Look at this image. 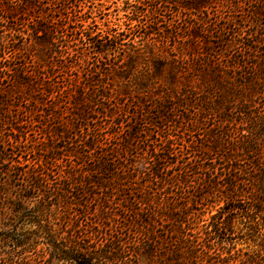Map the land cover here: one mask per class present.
Instances as JSON below:
<instances>
[{
	"label": "trees",
	"instance_id": "1",
	"mask_svg": "<svg viewBox=\"0 0 264 264\" xmlns=\"http://www.w3.org/2000/svg\"><path fill=\"white\" fill-rule=\"evenodd\" d=\"M220 1L160 0L221 18ZM54 2L0 0V163L25 182L14 197L0 184V264H264V34L216 47L209 29L175 35V20L160 30L154 18L129 38L130 28L58 26ZM113 51L121 60L102 68ZM55 58L94 74L67 88L57 123L94 134L65 169L26 155L38 153L26 135Z\"/></svg>",
	"mask_w": 264,
	"mask_h": 264
},
{
	"label": "rangeland",
	"instance_id": "2",
	"mask_svg": "<svg viewBox=\"0 0 264 264\" xmlns=\"http://www.w3.org/2000/svg\"><path fill=\"white\" fill-rule=\"evenodd\" d=\"M257 1L259 0H221L218 10L221 11L220 15L222 16L219 18V14L215 9H209V14H204L202 17L183 14V12L177 13L176 6L173 7L174 9L170 8L169 5L166 8L161 4L160 0H55L53 19L54 23L58 26H67L69 20L70 22H72V20H80L84 28L90 25V32H98V30L106 31L108 28H115L116 30L127 32L126 29L130 28L131 32L128 33L129 38L133 37L136 25L140 24V26H143L146 23L149 24L155 18L160 30H167L171 21L175 20L177 22L174 30L175 35L179 30L185 34L188 33L187 28L190 26L200 31L209 29L211 35L207 36V38L211 42H214V46L218 47V42L229 41L233 35L239 32L247 34L246 32L248 31L249 33L254 32L263 36L264 1L262 5L256 6ZM132 5H135L139 9L136 14L132 13ZM235 5H239L240 8L238 11L233 12L232 7ZM254 10H256V12L258 11V14H253L252 12ZM70 12H72V14H70ZM147 12H150L151 16H146L145 14ZM151 12L154 13L152 14ZM232 13L236 26L226 20ZM128 19H132V21ZM154 28L157 29V27ZM71 31L72 30L68 29L67 34L70 35ZM64 33H66V31H64ZM75 36L79 38L81 35L77 31V35L75 34ZM89 38L92 39L93 37L90 36ZM129 38L124 40L122 44L127 43ZM91 39L89 41L83 39L79 42L78 49H80L79 51L82 49L90 61L96 63V56L90 45L92 42ZM96 39L98 40V38ZM157 40H163L165 43L163 38H158ZM171 42L169 41L168 44H173ZM71 60L72 59L62 61V66L71 64ZM118 60H121V56H119L118 52H110L106 60H103V65L101 67L104 68L107 65L116 63ZM57 62V58H55L54 65H58L57 70L49 71L48 68H46V73L50 76L47 88L42 92L41 97L35 98L36 102L32 104L36 105L37 110L36 119L35 121L33 120L36 132H29L26 136L29 141L27 144H30L31 148L38 153L27 152L26 155L29 160L27 163L30 164L35 158L42 162L47 158L55 157L58 160L55 162L61 165L60 168L65 169L70 165L68 160H74V158L69 157L70 155L68 152L74 150L76 144H80L85 138H90V136L94 134L93 125H90L87 130L84 129V125H82L83 122L80 125H76L74 121H71L70 123H74L76 127L72 126L68 129L61 128L57 123L61 116H63L62 114L67 112L63 110V102H73V97L70 96L71 93L67 91V88L68 86L76 85L77 88L75 90H77L80 82L85 86V84H88V78H90L91 75L94 76V74H91L90 71H86L87 67L84 62L75 64V67L70 69L63 68L60 66L61 64H57ZM151 111L153 115L156 114L154 110ZM146 119H148V117ZM129 121L130 119H128L127 122ZM140 124H142V122H139V125ZM48 134H51L53 139H50ZM42 142H46L47 144L44 145ZM75 164L76 162L71 161V165L74 166ZM12 174L13 171H10V166L6 163H0V184L5 182L11 183L12 188L9 193L14 197L17 196L18 193L17 186L25 182L22 180L17 181V177L13 178ZM14 185L15 187H13ZM81 220L85 221V218ZM82 224L84 225V223ZM126 239L127 238H125V240ZM244 248L245 245L236 246V249Z\"/></svg>",
	"mask_w": 264,
	"mask_h": 264
}]
</instances>
